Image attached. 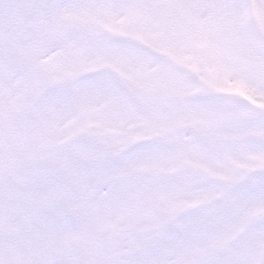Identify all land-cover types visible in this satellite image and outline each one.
Here are the masks:
<instances>
[{"label":"snow or ice","instance_id":"snow-or-ice-1","mask_svg":"<svg viewBox=\"0 0 264 264\" xmlns=\"http://www.w3.org/2000/svg\"><path fill=\"white\" fill-rule=\"evenodd\" d=\"M0 264H264V0H0Z\"/></svg>","mask_w":264,"mask_h":264}]
</instances>
